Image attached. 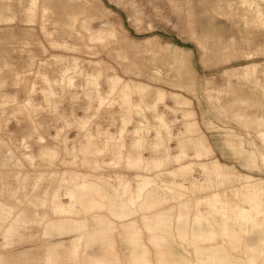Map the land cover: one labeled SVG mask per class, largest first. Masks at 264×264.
<instances>
[{"label": "rangeland", "instance_id": "374dc122", "mask_svg": "<svg viewBox=\"0 0 264 264\" xmlns=\"http://www.w3.org/2000/svg\"><path fill=\"white\" fill-rule=\"evenodd\" d=\"M83 1L90 3L91 9L97 15L114 20L118 40H115L116 45H112L109 54H101L103 60L100 65L104 67L106 73L119 75L122 82L133 80L143 85L147 84V90L134 91L132 94V100L141 102L142 109L140 113L137 108L125 111L127 127L125 126L123 132L120 130L123 124L119 119L120 113L115 114L117 119L112 120L104 118L103 115L88 113L85 122H82L80 112L70 117L60 111L64 102L55 101L59 98L58 95L54 96L50 104L45 99L44 91L49 84L37 75L36 63L22 68L15 66V63L8 64L9 67H16L27 73L28 80L23 81L22 85L24 84L31 92V97L26 98L44 108L32 114L33 123L30 126L32 133L29 130H18L27 112L17 108L27 102V99L11 98L7 102L3 101L1 91L6 84L0 79L2 110L0 154H7L11 160L13 159L10 166H0V172H4L3 175L0 173V189L3 188L6 192L0 195V200H7L6 202L10 203L13 201L14 205H17L16 210L10 214L11 217H3L1 220L0 214V264H97L95 261L97 257L100 264H133L132 260L141 254L143 247L146 248L143 243L149 247L151 264H162L159 263L160 256L167 258L169 264H184L186 260L195 259L196 255L193 252V245L188 246L190 252L185 254L179 240L173 238L168 242V236L174 231L173 227L167 226L163 230L166 234L165 240L161 242L153 240L158 245L156 246L152 241L153 234L148 230L141 213L136 215L134 225L126 224L125 221L124 227L113 224V221H116L113 214L119 220H125V217L131 218L130 216L139 210L151 216L160 212L165 220L176 222V216L172 214L177 212L175 185L180 181H185L187 185L190 183L188 186L192 188L187 189L185 196L191 203L192 220L196 212L205 210L209 205L207 199L198 207L194 203L196 197L211 195L210 199L215 200L216 196L213 193L221 192L223 198L243 203L242 194L235 195L236 187L244 181L241 176L250 174L255 178L264 177V159L261 155H264V141L258 134L259 129L264 128V117L260 118L264 115V37L250 40L252 36L249 27L243 20L230 22L225 18H218L214 25H208L205 21L206 15L200 9L205 3L212 4L217 0ZM231 1L234 7L237 6L238 0ZM257 1L246 0V3L253 8ZM193 6L195 14L191 12ZM238 12L237 6L235 13ZM52 16L56 14L52 13ZM262 26L264 28V25ZM201 36L212 37L214 42L234 41V49L223 46L206 49ZM252 41L255 43L252 44ZM15 43L17 42H7L8 45ZM123 43L126 44V48L120 49ZM249 44L252 45L248 46ZM218 49L221 52H216ZM37 57L40 58L41 55L38 54ZM247 71L248 74H245ZM47 74L49 77L55 76V72L50 68H47ZM107 87V82L102 76L97 88L103 90ZM161 92L164 94L161 95ZM81 95L82 98H88L87 95ZM118 102L119 100H116L117 104ZM155 102L156 109L166 119L164 124L155 116L153 108ZM104 105L111 106L108 101ZM119 109L118 107L117 110ZM258 116L260 120H257ZM188 125L190 130L187 129ZM86 133L92 135V138L88 139L89 135ZM140 137L142 143L138 149L134 142ZM193 137L207 143L212 153L209 159H218L225 166V173L218 175L213 165H209L210 168L208 166L203 168L200 165L201 161L193 160L197 158L194 155L181 161L171 158L163 166L146 169L152 158L163 157L168 152L174 157L181 150V139L188 141L189 151H195L197 145L191 142ZM87 139L88 142H94L88 151L83 149L85 142L88 143ZM121 142L124 143L123 147L119 146ZM43 147L55 150L58 156L51 161L43 159ZM119 151L123 159L117 158ZM132 151L134 155L141 154L144 158L146 156L140 166L128 161V155ZM150 155L156 157L151 158ZM86 156L90 159L85 160ZM185 162H194L191 172L177 175L171 172ZM72 173L78 174L79 178L85 174L89 175L86 178L91 184L97 182L102 185L105 197H101L92 185L84 184L83 191L87 198L108 201L114 199L115 203L99 204L92 210H86L85 206L79 205L78 209L60 212L54 210L50 202L37 201L39 197H45V190L50 197L62 179ZM139 174L156 178L150 186L158 183L157 192L148 198L154 202L151 208H144L138 204L143 201L142 197H138L134 202L129 201L132 195L130 190H117V186H124L130 180L131 184L133 181L132 186L135 188ZM159 185L168 187L163 191ZM170 186H174L173 189ZM64 195L63 199L69 202V196ZM165 195L168 196L166 200ZM127 201L129 205L126 204ZM171 202L175 204L173 207L165 206L166 203L172 205ZM127 206L128 211L132 212L130 216L125 214ZM30 208L34 211L31 212ZM114 209L118 212H114ZM227 210L230 215H234L237 214L238 208L232 207ZM35 211L38 212V216L44 214L46 218L60 220L58 224L62 223V227L69 234H59L50 226L32 221L30 217L26 220L25 216L30 213L35 216ZM98 213L104 217V221L97 222L101 219ZM92 215L97 220L91 218ZM76 222H81V225H75ZM258 227L259 225L256 226L257 230L242 232L241 241H231L224 236H218L216 240L209 242L213 246L221 245L227 249L232 264H237L236 260H241L243 264H264L262 261L257 260L253 263L250 260L251 252H254L253 248L256 245L252 240L256 241L255 237L261 234ZM87 229L91 231L93 237L92 234H86L85 237L91 241L86 246V240H83L80 247L87 257L75 258L70 250L72 249L70 240L73 237L71 232L83 230L87 233ZM136 231L140 232L143 243L141 241L134 243L128 239V236ZM175 232L183 242L203 245L201 244L203 241H187L179 237L176 229ZM58 242H60L58 247L51 245ZM260 247L262 246L259 245L257 250L258 259L264 256L263 251L259 252ZM52 248L56 249L52 252ZM11 254H20L22 260L14 258ZM89 254L92 255V259ZM48 256H51V259H47Z\"/></svg>", "mask_w": 264, "mask_h": 264}, {"label": "bare ground", "instance_id": "6f19581e", "mask_svg": "<svg viewBox=\"0 0 264 264\" xmlns=\"http://www.w3.org/2000/svg\"><path fill=\"white\" fill-rule=\"evenodd\" d=\"M218 1L221 3H217ZM217 2L212 4L205 3L203 5L204 7L200 9L206 15L205 21L208 25H214L218 18H225L230 22L243 20V22L246 23L245 25L249 27V33H251L250 35L252 36L250 40H252L253 38H258L260 36L264 37V28L262 26L264 25V2L258 0L254 4V7L251 8L250 4L246 3V0H238V13H235L237 6L234 7L231 0H217ZM191 12H194V14L196 13L194 6ZM52 13L56 14V16H52ZM117 32L118 31L115 26L114 20L109 19L105 16L97 15V13L94 12L93 9H91L90 3H86L83 0H0V79H3L2 82L6 84L5 88L1 91L2 100L7 102L11 98L21 100L22 98H29V96L31 97V92L25 88L24 84L22 85L23 81L28 80L27 73H25L21 69H17L16 67H9L8 64L15 63V66H17L18 68H22L25 66L34 65V63H36L37 75L42 77L49 84L45 89L46 91H44V97L46 100H48L49 104L54 100V96L58 95L59 98L55 101L61 100L64 102V105L60 107V111L63 112L65 116L70 117H74V114L80 112L82 122H85V118L87 117L88 113H90L91 115H103L104 118L111 120L115 118L117 119V116H115V114L120 113L119 119L123 121L120 130L123 132L125 130L127 122L125 111H133L137 108V111L140 113L142 109V103L134 102L132 100V94L134 91L143 92V89L147 90V84L143 85V83L135 82L133 80L122 82V79L119 75L106 73L104 67L100 65L103 60V58H101V54H109L112 50V45H116L115 40H118ZM218 36L220 37L221 35ZM201 40L204 42L206 49H216V47L222 46L226 48H232L235 45L234 41L219 40L217 42H214L212 37L209 36H201ZM9 41L17 43L8 45L7 42ZM253 43L255 42L252 41V44ZM252 44H249L248 46H251ZM121 45L122 46L120 47V49L126 48V44L123 43ZM56 48L59 50L54 51L53 49ZM116 48L118 47L116 46ZM216 52L221 51L220 49H218ZM38 54L41 55L40 58L37 57ZM83 54H86V56H83ZM10 58L13 59L11 60ZM47 68H50L55 72L54 77L48 76ZM246 73L248 74V71L245 72V74ZM102 76H104L108 85V87L103 90L101 88H97ZM81 94H84L85 96L87 95L88 98H82ZM160 94L163 95L164 92H161ZM114 95H118V97ZM175 96H177V94ZM116 100H119L118 104L116 103ZM107 101L110 102L111 106L104 105ZM136 105L140 107H135ZM118 107L120 108L119 110H117ZM156 107L157 105L155 102L153 104V108H155V116L158 117L164 124L166 122V119H164V115H162L159 110L156 109ZM167 107L171 108L170 105H167ZM43 108L44 107L38 106V104L31 99H27V102L20 104L17 109L26 111L27 115L25 117L23 116V120L22 118H20V121H22L21 125L18 126V130H29V132H31L32 128H30V126L32 125L31 123H33L32 114L33 112H39ZM1 111L2 110L0 109V120L2 119ZM263 117L264 115L260 116V118ZM257 118H259V116ZM260 118L257 120H260ZM148 126L150 127L151 124H148ZM187 129L190 130L189 125ZM258 132V134L264 141V128L259 129ZM87 134L88 133H86V135ZM88 135V139H91L92 135ZM153 136L155 135L153 134ZM116 142L118 141L116 140ZM191 142L197 145V149L195 151H189L187 148L189 144L188 141L186 139H181V150L176 153L174 157H171V155L173 154L170 155L169 152L166 153L165 156L159 158H157L156 156H152L156 157L152 158L150 155V157L152 158V162L149 161L146 169L150 170L153 168H157V166H163V164L168 160H171V158L181 161L189 159L194 155L197 156V158L193 160L201 161L200 165L203 168L207 166L209 167V165H213L216 169L215 172L218 175L226 172V170L224 169L225 166H223V164H221L218 159H209L212 153L211 148L207 145V143H205L204 141H200L195 137L191 138ZM1 143L4 144L5 142ZM93 143L94 142L91 141L88 143L85 142V145H82L83 149L87 150ZM141 143V137L134 142L135 146H138V149L140 148L139 145H141ZM123 145V142L119 143L120 147H123ZM104 146L106 145H103V147ZM105 148H103V150ZM134 149L135 148L133 147V151ZM119 153L120 151L118 152V155ZM132 153L128 155V161L135 166H140V164L145 161L146 156L144 158L141 154L136 153L138 155H134V153ZM261 155L264 159V155ZM57 156L58 155L55 150H52L48 147L42 148L43 159L51 161ZM12 157L14 158L15 156ZM119 157L122 158V155L117 156V158ZM257 157L258 156H256V158ZM84 159L88 160L90 159V157L88 158L86 156ZM12 160L9 155L0 154V166H10ZM96 163H98L97 159ZM193 164L194 162L182 163L180 164V167H177V169L172 170L171 172L175 175L180 173H189L193 170ZM0 173H2L3 175L4 172ZM39 173L41 174V172ZM31 175L33 174L31 173ZM4 176L6 177V174H4ZM86 176L89 175L85 174L81 178H79L78 174L72 173L70 176L64 177L62 179V182L53 189L50 197L49 195H47V191L45 190V197L42 195L43 197H39V200H37V198L35 199L37 201H40V203L50 202L51 207L54 210H59L60 212H66L74 210L76 208L78 209L79 205L85 206L86 210H92L99 204L115 203L114 199H110L108 201L102 199L87 198L83 191L84 184L86 183L92 185L93 188L99 192V195H101V197H105V194L103 192L104 189L102 188V185H99L97 182L91 184ZM138 176L139 178L136 182L135 188H133L132 186V184H134L133 181L131 184L130 180L127 182V184H124V186H117V190H130V192H132V195L128 199L129 201L134 202V200H136L138 197H142L143 201L138 204H140L141 207L144 206V208H151L154 206V202L148 198L151 194H155L157 192L156 188L158 187V183L153 184L156 187H153V185L150 186V184L155 181L156 178L140 174ZM173 177L175 178V176ZM188 178L190 179V176H188ZM241 179H243L244 181L241 185L236 187L235 195L238 196L242 194V201L243 203L248 202L247 204H240L239 202L231 201L230 198H223L221 192L213 193L216 196L215 200L210 199L211 195L196 197L194 203H196L198 207L207 199H209V205L205 208V210L201 209V211L196 212L193 220L190 216L191 203L189 202V199L185 197L187 195L186 191L189 188L188 185L190 184V181L188 182V185L185 181L178 182L175 185V190L177 192L175 194V198H177V212L172 215L176 216L175 229L177 230L179 237L191 242L205 240L212 241L216 240L218 236H224L231 241H241L242 232L252 231L253 229L257 230L256 226L259 225L258 232H260L261 234L255 237L256 245L254 246V252H251L250 257L251 262L255 263L258 260L257 257H259L257 254L258 246L261 244L262 247L259 248V252L263 251L264 253V177L255 178L253 175L249 174L247 176H241ZM159 186L161 190L163 189V191L165 187H168L167 185H163L162 187L161 185ZM192 186L193 184L191 185V187ZM208 186L213 187V185ZM170 187L171 189H173L174 186ZM5 193L6 192L3 188L0 189V195H3ZM64 194L69 196V202H66L63 199ZM167 197L168 196L165 195L164 199L166 200ZM6 201L0 200L1 220L3 217H11L10 214L13 213L17 207V205H14L13 201L12 203H10V201ZM126 204L129 205L128 201L126 202ZM232 207L238 208L237 214L230 215L228 213L227 209ZM30 210L31 212L34 211L31 208ZM126 210L127 211L125 212V214L127 216H130L132 212L130 210L128 211V206ZM114 212L118 211H115L114 209ZM37 213L38 212H36V215L34 214L35 216H33V213L32 215L31 213L30 215L28 214L27 216H25L26 220H28V217H30L32 221L34 220L36 222L50 226L54 229V231H57L58 233H68L67 230H64V227H62V223L58 224V222H61L60 220L56 221L52 217L46 218L44 214H42L43 216H38ZM143 217L146 219V225H148L149 229L154 233L153 240L157 242L165 240L166 234L163 232V230L167 226L173 227V220H165L160 212L152 216L144 214ZM127 219H129V217H125L124 221H126V224L131 223L132 225H134L136 222L134 218H130L131 220L129 222L127 221ZM75 225H81V222H76ZM85 235L86 234L82 233L83 239L86 238ZM76 238L77 237H74L73 235L70 240V244L72 246V249L70 250L72 255L75 258L87 257L84 256V251H81L80 249L81 244L83 243L82 238L80 237L81 239L79 238L78 240H76ZM128 239H130L134 243L139 242L140 233L138 231L132 232L128 236ZM193 244V251L196 255L195 260L200 262L201 264H232L229 251L223 248L221 245L219 247H215L213 245L199 246L195 243ZM247 246L250 247L249 245ZM55 249L56 248H52V252ZM25 252L27 251H23V253ZM11 256L22 260L20 254H11ZM146 256L147 248L143 247L141 254L133 259L131 263L143 264V262L147 258ZM90 257L92 259V255H90ZM90 257L88 256V258ZM47 259H51V256H48ZM168 261L169 260L167 258L161 256L160 262L162 264H169ZM240 261L236 260L237 264H243V262ZM262 262L264 263V259H262ZM183 263L192 264L193 260H186ZM97 264L100 263L97 262Z\"/></svg>", "mask_w": 264, "mask_h": 264}, {"label": "crops", "instance_id": "0c3cea01", "mask_svg": "<svg viewBox=\"0 0 264 264\" xmlns=\"http://www.w3.org/2000/svg\"><path fill=\"white\" fill-rule=\"evenodd\" d=\"M120 198H122L121 196H119ZM172 203V202H171ZM175 204L174 203H172V205H170V204H168V203H166V205L165 206H168L169 208H171V207H173ZM101 207H104V206H100V208ZM107 208V207H106ZM108 209V208H107ZM109 210V209H108ZM110 211V210H109ZM111 212V211H110ZM138 213H141V217H143V214H144V211L143 210H139L137 213H135V214H133V215H131L130 217L131 218H134V219H136L137 220V218H136V215L138 214ZM99 214V213H98ZM111 214H113L112 212H111ZM100 215V217H101V219L100 220H97V218H95V217H93V215L91 216V218H93V219H95V220H97V222H102V221H104V217L101 215V214H99ZM113 216H114V218L116 219V221H113V224H117L118 226H122V227H124L123 226V223L125 222L124 220H119L114 214H113ZM144 218V217H143ZM130 220V218L128 219V221ZM144 220H146L145 218H144ZM88 221H89V218H88ZM146 222V221H145ZM88 226V225H87ZM175 226H176V223H175V221H173V228H174V231H173V233H172V235L171 236H168V242L171 240V239H175L176 238V240H179L180 242H181V244L183 245V248H184V253L186 254V253H188V252H190V249L188 248V246H191V245H193V250H194V244L193 243H186V242H183V241H181L178 237H177V235H176V232H175ZM147 228H148V230L153 234V238H154V233H153V231L152 230H150L149 229V227H148V225H147ZM4 229V228H3ZM74 236H77V240L81 237L82 238V241L83 240H86V246L90 243V241H91V239L89 240V239H87V238H84L83 239V237H82V233H85V234H92L91 233V231L90 230H88L87 229V233L86 232H84L83 230H76V231H73V232H71ZM140 233V232H139ZM59 234H69V233H61V232H59ZM79 235V236H78ZM92 237H93V234L91 235ZM80 238V239H81ZM153 238H152V241H153ZM140 241H141V235H140ZM206 241H210V240H205V241H203L201 244H203L204 246L205 245H212L210 242L209 243H206ZM254 243H256V241H254V240H252ZM84 242V241H83ZM142 242V241H141ZM60 242H58V243H53V244H51L52 246H57L58 244H59ZM143 243V242H142ZM153 243L156 245V246H158L154 241H153ZM62 244V243H61ZM145 246H146V248H147V258L145 259V261L143 262V264H151L152 262H151V260H150V258H149V247H148V245L146 244V243H143ZM242 244L244 245V247H246V245L242 242ZM262 245V244H261ZM59 246V245H58ZM57 246V247H58ZM220 245H218V246H215V247H219ZM82 247V246H81ZM259 247V246H258ZM194 252V251H193ZM91 255V254H90ZM130 255H131V258H132V252H130ZM160 255H161V253H160ZM98 257L96 258V260L95 261H97L98 262ZM160 259H161V256H160V258H159V263H160ZM196 259V258H195ZM195 259H192L193 260V263L192 264H201L200 262H198V261H196ZM262 259H264V256L262 257V258H259L258 259V262H261L262 261Z\"/></svg>", "mask_w": 264, "mask_h": 264}]
</instances>
